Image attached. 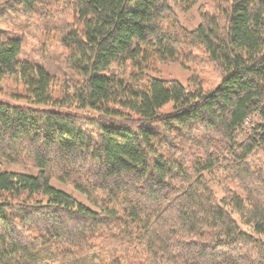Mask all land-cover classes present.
<instances>
[{
    "label": "trees",
    "instance_id": "16d2710c",
    "mask_svg": "<svg viewBox=\"0 0 264 264\" xmlns=\"http://www.w3.org/2000/svg\"><path fill=\"white\" fill-rule=\"evenodd\" d=\"M10 16L43 20L66 73L22 59ZM193 49L213 90L151 75ZM3 165L37 175L0 171V264H264V0L1 4Z\"/></svg>",
    "mask_w": 264,
    "mask_h": 264
},
{
    "label": "rangeland",
    "instance_id": "374dc122",
    "mask_svg": "<svg viewBox=\"0 0 264 264\" xmlns=\"http://www.w3.org/2000/svg\"><path fill=\"white\" fill-rule=\"evenodd\" d=\"M8 1L10 0H0V5L5 4ZM177 15L181 24L187 30L195 29L200 23L198 8H194L186 13L178 12ZM9 18H11V16ZM29 23L33 24L30 25ZM10 25L13 27H10ZM42 25L43 20H40L39 18H33L28 22L27 18L20 20L13 17L7 26L3 25L2 27H7L12 31L19 30L21 32V36L24 39L22 59L34 63H47L51 68L58 66V69L62 73H66L67 69L61 64V59L67 58L68 53L61 48L55 34L48 31L44 32ZM152 68V72L155 73L151 75L159 79L176 81L183 86H192L195 83H199L204 91L213 90L220 84L221 80L220 71L208 60L202 49H193V51L187 54L181 53L180 60L177 63L157 65ZM13 87L14 84L9 83V88ZM3 170L33 177L37 175L36 170H24L19 167L8 165L1 166L0 171ZM51 186L54 189L71 196L78 203L86 204L85 198L77 193L71 186H66L56 181H53ZM231 188L235 191L234 187ZM214 192L218 200H221L224 197L223 191L220 188H214ZM233 216L236 222L240 225L242 231L250 234V230L240 223L238 216ZM99 254V252L91 253L89 259L93 260V262L90 264H97L100 261L105 263L109 262L105 258L100 259ZM92 257H96V259H92Z\"/></svg>",
    "mask_w": 264,
    "mask_h": 264
}]
</instances>
